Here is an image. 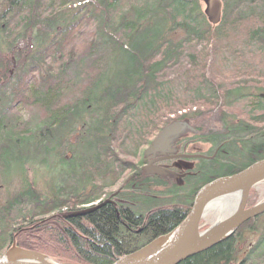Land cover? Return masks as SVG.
Listing matches in <instances>:
<instances>
[{
    "label": "trees",
    "instance_id": "1",
    "mask_svg": "<svg viewBox=\"0 0 264 264\" xmlns=\"http://www.w3.org/2000/svg\"><path fill=\"white\" fill-rule=\"evenodd\" d=\"M221 3V20L212 27L197 0H0V172L19 166L14 172L23 184L3 210L27 208L29 217L27 231L20 232L26 239L17 246L61 261L111 264L147 243L149 236L176 227L201 186L264 159V85L253 86L255 93L249 88L254 70L264 79L257 60L264 61V0ZM238 48L241 56L235 53ZM235 61L243 64L250 82L233 83L241 76L232 66ZM70 72L75 78L88 76L80 93L63 104L71 89L62 79ZM12 103L43 109V120L18 132L17 123L6 116ZM198 104L220 115L219 130L193 127L196 140L212 145L209 151L217 150V158L202 164L199 182L184 197L175 193L176 187L169 200L143 197L153 182L140 180L136 162L117 154L138 160L164 126L187 128L184 122L201 116L191 111ZM237 109H249L248 115L239 119L231 114L228 126L223 112ZM170 115L175 119L169 120ZM22 146L29 149L27 158ZM33 166L55 180L45 198L25 182L24 168ZM125 173L129 177L123 179ZM121 180V191L110 193ZM101 197L114 205L71 217ZM46 216L51 217L41 221ZM141 222L145 235L125 228ZM4 223L0 216V225ZM256 223L257 241L237 264H264V214L181 264H235V240ZM5 229H0V252L13 237Z\"/></svg>",
    "mask_w": 264,
    "mask_h": 264
},
{
    "label": "water",
    "instance_id": "2",
    "mask_svg": "<svg viewBox=\"0 0 264 264\" xmlns=\"http://www.w3.org/2000/svg\"><path fill=\"white\" fill-rule=\"evenodd\" d=\"M203 15L209 25L216 26L222 15L220 0H202ZM187 129L184 125L172 123L153 140L147 150L166 149L170 139ZM156 172V171H155ZM264 183V159L253 163L242 171L220 177L202 186L195 194L188 214L169 233L159 236L138 250L117 258L111 264H181L185 260L208 251L230 239L241 225L264 214V199L247 208L250 191ZM236 199L233 210L226 217L201 229L206 210L213 203ZM74 213L71 217L86 215L101 205ZM15 240L0 256V264H61L49 256L15 245Z\"/></svg>",
    "mask_w": 264,
    "mask_h": 264
},
{
    "label": "rangeland",
    "instance_id": "3",
    "mask_svg": "<svg viewBox=\"0 0 264 264\" xmlns=\"http://www.w3.org/2000/svg\"><path fill=\"white\" fill-rule=\"evenodd\" d=\"M188 1H190V0H188ZM197 1L199 3L200 11L203 12V10H204L203 1L202 0H197ZM220 1H222V0H220ZM85 32L86 31L82 32V36H81L82 38L85 36ZM241 52H243V51H241V49H239V48L237 50H235V53L240 55V56H241ZM257 60L259 62L258 65H261L263 67V70H264V61H262L263 59L258 58ZM242 65L243 64H241V63L237 64L236 61H235V63L232 64V66L235 68V71L241 75L240 77H237L236 79H232V80H234L233 81L234 84L237 82H239V83L245 82L246 83V82L251 81V79L245 80L246 72H244ZM249 65H252V62H250ZM14 70H15V65L13 66V68L9 69L10 75H12V73H14L13 72ZM45 71H46L45 67H43L41 72L43 73ZM254 71L256 72V75L253 77L252 80H254L255 83L250 82V85H249L250 92H253V93L256 92V89L253 86H255V85H262L263 86L264 85V79L262 76L263 73L260 70H254ZM71 74H72V72H70L69 75L67 76V77H69L68 79H66V78L62 79L65 82H68L66 85V88L71 89V90H68L69 95L67 96V98H65V100L62 101L63 104H66L68 102L67 100H69L73 96L80 93L82 87L84 86L85 78L87 79V76H88V73H86V74H84L85 75L84 78L81 75H79L78 77L75 78V77H73L74 74H73V76ZM70 75L72 77H70ZM231 75L230 76L228 75V78L229 77L231 78ZM59 82H61V80ZM3 104H4V102H3V100H1L0 106L2 107ZM242 105H245V104H241L240 106H242ZM249 109H246L244 111L237 109L234 111L229 110V111L223 112V121H225L226 124L229 126L230 121L232 119L231 114H233L234 117H237L239 119H245V116L242 113L246 114V116H247ZM191 111H194V112L199 111V113H201V116H199V117L197 115H195L194 117L191 116V118L189 119L190 122H184L192 131L185 132V134H183V136H182L183 139H185V137H189L190 135H194V133H195L194 128L197 129L199 127H202V128H204L203 130H205V129H211V128H215V127H216V129H218L220 127L219 122L216 121L217 117L220 118V115L217 114L216 116H214L215 113L214 114L212 113L213 111L211 110V108L205 107V104H198L195 108H192ZM191 111L189 110V112H191ZM246 111H247V113H245ZM44 115H45V113H44L43 109H41V108L37 109V107L30 106V105L22 107V105L21 106L19 104L14 105V103L9 105V108H7V112H6V116L8 118H10V120L12 122L15 121L17 123V131L21 132V133H24L25 131H29V130L33 129V127L36 126V124L40 123L43 120ZM212 116H214V117H212ZM177 117H179V116H177ZM173 118L170 115L169 120H171ZM197 118H198V120H197ZM223 130H228V129L225 128ZM151 134H152V132H151ZM182 137H180V138H182ZM151 138H152V136L150 137L149 140H151ZM180 138L178 140H180ZM200 141H198V142H192L191 141L192 143L188 144L187 147H184V149H181V150H183V153H185V154L197 153V154L204 155L210 149L208 147V143H203L202 141L200 143ZM5 146L11 147L9 144L5 145ZM28 150L29 149L22 146L21 152L23 153V155H22L23 157L27 158ZM11 151L13 153V150H11ZM29 153H32V152L29 151ZM15 154L18 155L19 153H17L15 151ZM117 155L119 158L127 159L133 163L137 162V159L135 158V156H132V158H133L132 159L129 156L125 157L123 155H119V154H117ZM245 159L246 158H242V160H240V161L244 162ZM35 160H36V162H38L40 160V157L35 158ZM18 169H19V166H13L8 171L0 172V216L2 217V219L5 220L4 226L0 225V229L1 228L4 229V227L7 228V229H5V231H2V232H6L9 235L12 234L13 235L12 241L15 240L14 242H15L16 246H17L16 242L20 241L21 238L26 239V238H24L23 235H20L21 234L20 232H26L27 231V229H25V227L29 223V221H28L29 217L27 216V213H26L27 208L24 207L26 209V211L23 208H22V211H20L17 208H16L17 210H9V211H6V210L4 211L3 209H4V206L6 205V203L8 201H10L16 193L21 191V187L23 186L19 174L18 173L16 174L14 172ZM24 169H25L24 172H25V179H26L25 182H27V184L30 187H32L40 197L45 198V196L48 194V192H47L48 186H49V188L53 187L55 185V183H52L51 181H55V180H50L48 178V173L44 168L33 166L31 168L26 167ZM58 171H59V173H58L59 175L64 173V169H62V168H60ZM128 175H129V173H125L122 178L126 179L127 177H129ZM122 181L123 180H121L114 188L110 189L109 192L113 193L114 191H116L117 188L121 185ZM263 199H264V183L257 185L255 188H253L250 191L249 198L247 201V208L252 207L253 205H255L256 203L260 202ZM101 200H103L102 197L99 201H96L95 203H93L92 204L93 206L92 205H90V206L94 207L95 205L102 203ZM88 208H89V206L83 207V209H88ZM63 212L65 213L66 211L64 210ZM50 217L51 216H46L43 219H41V221L47 220ZM64 218H65V216H64ZM24 220L27 222H24ZM38 220H39V218L36 220H33L32 223H35ZM209 220L208 221L207 220L201 221V223H200L201 229L204 230L210 224H212V223H209ZM35 226H39V224L36 223L35 225H33V227L35 228ZM259 226H260L259 223H256L254 226H252L253 229L251 231L243 229L241 231L239 237H237V239L235 240V244L233 245L232 254H231V257H234V259H236L235 264L239 263L243 259L246 252L249 251V249L252 248L254 246V244L256 243L257 238H258L259 233H260L259 232ZM12 241L7 240V242L4 244L3 250H1V252H0V255H2L4 253V251L10 246V243ZM25 241H27V240H24V242ZM117 243L120 244V243H124V242L123 241H120V242L117 241ZM27 250H29V249H27ZM70 251H72L71 248H70ZM38 253H40V252H38ZM40 254H43V253H40ZM59 254H61V253H59ZM43 255H46V254H43ZM46 256L51 257L52 259H54L57 262H60L61 264H77L73 259H68V260L66 259V260L61 261L55 257L50 256V255H46ZM64 256H67V255H64ZM218 264H224V263L221 262ZM254 264H259V262L255 261Z\"/></svg>",
    "mask_w": 264,
    "mask_h": 264
},
{
    "label": "flooded vegetation",
    "instance_id": "4",
    "mask_svg": "<svg viewBox=\"0 0 264 264\" xmlns=\"http://www.w3.org/2000/svg\"><path fill=\"white\" fill-rule=\"evenodd\" d=\"M167 126H169V124L164 126L162 129H160V131H158L154 136H152L151 140H149V144L143 149L142 153L139 156V159L136 162V165H137L136 169H138L140 172V175H139L140 180L143 179L146 181L153 182V186H150L148 188L149 189L148 191H145L144 193H142L143 197L151 198V196H153L154 198H158L159 196L162 195L163 199L169 200L172 198V195L175 192V190L172 189L173 187L177 188L176 189L177 191L175 192L177 193V195H181V197H184V195L188 194V191L192 189L193 184H196L199 182L198 179L201 178L200 175H201V172H203L202 164L206 162L213 163V161L217 158V150H214L211 153L210 151H208L204 155L197 154V153H193V154L183 153V150L181 149H184V147H187L188 144L192 142H198L195 137L196 134L190 135L189 137H185V139H183L182 136L183 134H185V132H182L172 137L170 139V144H169V138H168L166 149L163 150V148L162 149L160 148L159 150L149 151L148 153H146L147 150H149V148L151 147L153 140ZM179 138L180 140H178ZM208 147L209 149H213V146L210 144H208ZM121 188L122 187L119 186L117 190L114 191L113 194L116 195L117 193H119L121 191ZM104 201H109V204L114 205V201H111L110 198L105 199ZM92 206H89V207H92ZM166 209L169 210V206ZM137 219L141 220L142 216L138 217ZM125 228L127 229V231H129L130 234H135V235L141 234L142 235L144 234L143 232H145V225L143 224V222H141L139 226L131 225L130 227L126 226ZM170 231H168L167 233H169ZM165 234H162V235H165ZM149 237L150 239L147 241V243H149L150 241H152L153 239L159 236L155 237L151 235ZM132 241L133 240H130V242ZM130 242H125V243L129 244ZM138 249H134L131 252H134Z\"/></svg>",
    "mask_w": 264,
    "mask_h": 264
},
{
    "label": "bare ground",
    "instance_id": "5",
    "mask_svg": "<svg viewBox=\"0 0 264 264\" xmlns=\"http://www.w3.org/2000/svg\"><path fill=\"white\" fill-rule=\"evenodd\" d=\"M236 204V199H226L213 203L206 210L204 215V221L209 220V223H215L219 219L226 217L233 210V205Z\"/></svg>",
    "mask_w": 264,
    "mask_h": 264
}]
</instances>
